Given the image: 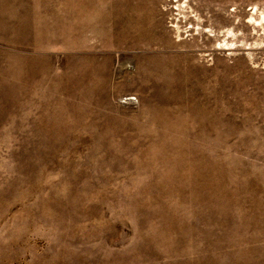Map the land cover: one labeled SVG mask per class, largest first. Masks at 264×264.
<instances>
[{
	"label": "rangeland",
	"instance_id": "374dc122",
	"mask_svg": "<svg viewBox=\"0 0 264 264\" xmlns=\"http://www.w3.org/2000/svg\"><path fill=\"white\" fill-rule=\"evenodd\" d=\"M0 264H264V0H0Z\"/></svg>",
	"mask_w": 264,
	"mask_h": 264
}]
</instances>
